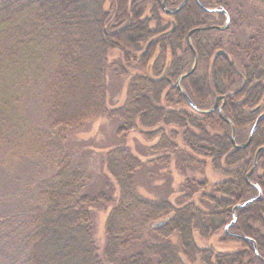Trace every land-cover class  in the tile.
I'll return each instance as SVG.
<instances>
[{"label": "trees", "instance_id": "1", "mask_svg": "<svg viewBox=\"0 0 264 264\" xmlns=\"http://www.w3.org/2000/svg\"><path fill=\"white\" fill-rule=\"evenodd\" d=\"M141 1L157 6L160 2ZM258 1L264 4V0ZM89 5L86 0H0V264H102L93 242L88 207L110 200L105 191L87 193L85 153L75 155L68 142L70 135L83 132L104 115L120 119L121 132L133 130L137 122L145 129L161 124L183 128L184 142L191 152L213 158L214 168L232 178L213 185L219 193L237 199L236 192L247 196L254 188L245 176L257 149L264 146V117L251 144L236 148L231 142V126L218 111L199 110H207L201 107L210 100L212 90L224 93L221 85L235 69L242 79L246 78L247 85L244 90L226 95L225 102L228 99L229 103H225L223 111L227 115H223L232 122L235 138L238 131L252 127L256 112L245 109L256 95L262 99L263 91L257 94L259 88L263 90L261 85H251L264 81V60L252 59L243 74L222 50L221 43L211 40V33L217 29L195 32L191 37L193 49L187 43L184 52L186 56L189 52L193 57L196 54V67L182 81L183 92L172 87L166 96L173 104L170 96L175 95L177 104L191 108L192 113L162 107L163 93L192 65L186 57L177 58L176 51L183 48L188 32L200 26L204 9L200 0H188L171 15L174 31L163 35L164 45L172 49L174 57L165 69L166 78H132L122 106L110 112L106 103L105 51L139 39L134 37L138 35L136 21L147 35V21L128 16L131 14L127 12L131 21L113 34L114 39L102 27L101 9L96 16ZM89 34L97 37L91 48L98 57L85 54ZM158 62L154 73L161 65ZM214 118L230 131L211 136L207 129ZM260 160L264 168V150L259 153L256 169ZM105 164L120 191L118 204L106 224L108 263L196 264L199 257L203 264H244L245 260L255 263L264 258V236L250 226L257 221L264 224V197L239 212L233 226L240 234L227 235V239L243 243L246 259L243 252L218 254L214 263V252L200 247L194 232L207 239L224 228L226 217L221 210L227 205L231 212L235 206L231 200H215L223 208L208 213L194 203L176 208L166 200L144 198L134 184L142 162L123 144L108 150ZM262 180L259 178L258 184L264 188ZM160 221L165 224L156 226ZM173 234L178 235L183 251L168 240ZM250 239L255 241L257 252Z\"/></svg>", "mask_w": 264, "mask_h": 264}, {"label": "rangeland", "instance_id": "2", "mask_svg": "<svg viewBox=\"0 0 264 264\" xmlns=\"http://www.w3.org/2000/svg\"><path fill=\"white\" fill-rule=\"evenodd\" d=\"M86 1L90 4L88 6L89 10L95 11L96 16H98L101 9L102 13H100L99 19L103 22L102 27L107 31V35H112L114 39L115 35L113 34L119 33V29L129 25L131 20L128 19V16H133L140 21H147V35L139 30L141 25L136 21L138 35L136 34L137 36L134 37L139 39L130 41L125 46L117 44L118 47L106 49L105 51L107 66L104 74L106 103L111 112L122 106L132 78L136 76L166 78L168 72L166 73L165 69L174 57L172 56V49L165 47L163 35L171 30L173 17L162 10L160 7L161 0H159L158 6L153 2L148 4V2L146 3L141 0H128L124 3L125 10H123L122 3L124 0ZM138 1L142 3L140 4ZM183 1L168 0L167 8L174 10ZM200 1L205 8L210 10L217 9L219 11L204 10L199 27L223 26L226 19L229 20V28L225 31L214 30L211 33V40L221 43L222 50L226 52L232 62L237 64L236 66L241 73L244 74V67L248 66L252 59L264 60L263 3H260L258 0ZM222 8L226 10L227 14L220 11ZM127 12L131 15L126 17ZM114 30L118 32L113 33ZM93 36V34H89V39L86 41L87 49L85 54L89 58L98 57V53H95L91 48V43L94 44L97 38ZM187 43L188 40L183 42V48L177 50L176 54L177 58L184 59L186 57V59H190L189 61L192 64L190 67L192 68L195 56L193 57L191 52L186 56L184 51ZM190 43H194L193 39L190 40ZM158 60V63H161V65L157 72L154 73L153 67L156 66ZM231 74L230 79L224 81L221 85L225 89L224 93L218 94L215 90H212L210 100L201 108L209 110L213 107L217 96L223 95L226 97V95L234 91L245 89L247 85L246 78L243 77L242 79L235 69ZM173 82L162 95V107L167 110L192 113L191 108L177 104L178 97L175 95L170 96L173 104L167 102V93L172 87H177L176 81L174 80ZM182 84L183 82L181 81V88H183L185 83ZM256 85H261V89H263L260 90L259 88L257 92V94H260L263 91L262 99H257L258 95H256V100L245 109L247 112L249 110L253 111L259 105V112L254 113L255 119L259 113L264 111V81H254L251 86L255 87ZM228 101L227 99L225 103L228 104ZM221 104L222 100L219 101V106ZM223 109L222 113L227 115V111H223ZM211 121L214 124L208 126L207 129L211 136H221L226 130L230 131L229 127L226 129L221 124H218L216 118ZM121 126L122 121L117 117L104 115L95 120L83 132L73 137L70 135L68 142L70 149L74 151L75 155L79 156L85 153L87 193L96 195L101 191H105L110 200H100L97 204L88 207L91 215L93 242L102 264H110L105 256L107 245L106 224L112 209L118 204L120 197L119 188L114 179L109 175L105 164L108 150L116 144H123L133 156L142 162L141 168L135 172L134 184L137 192L144 198L154 201L166 200L176 208L194 203L205 212L216 213L223 208V205L221 206L215 200H231L233 205L244 204L258 195V189L263 193L262 197H264V188L258 184L259 178H262L264 182V168L261 166L263 160L259 161V167L250 178L251 183L254 185V188L249 191L250 194L244 196L242 192H236L237 199L230 198L219 193L213 185L215 183L230 181L232 178L225 176L214 168L212 163L213 158L201 157L191 152L184 142L185 129L179 128L176 125L165 126L163 124L152 129H145L137 122L133 130L121 132ZM252 127L250 125L240 132L238 131V135L235 138L237 144L246 142ZM75 139L83 145L80 147L75 142ZM221 165L225 166L224 161L221 162ZM226 168L229 170L234 167ZM246 207L247 205L236 210L235 220L239 212ZM221 211L225 213L226 217L224 228L217 231L216 234L210 235L207 239L201 238L199 233L194 232L196 241L200 247L214 252V255L212 254L214 263L217 262L216 255L218 254L243 252V256L246 259L248 254L244 253L245 247L243 243L237 241L235 238L227 239L228 233L225 232V227L233 220L232 212L227 208V205ZM262 218L264 219V215H262ZM250 226L257 234L264 236L263 221L252 222ZM228 230L232 236L240 234L234 226H230ZM168 240H171L180 251H183L177 234H173ZM211 244H213L214 248H211ZM254 251L257 252V249ZM196 264H203L199 257ZM244 264L262 263L259 260H256L255 263H248V260H245Z\"/></svg>", "mask_w": 264, "mask_h": 264}, {"label": "water", "instance_id": "3", "mask_svg": "<svg viewBox=\"0 0 264 264\" xmlns=\"http://www.w3.org/2000/svg\"><path fill=\"white\" fill-rule=\"evenodd\" d=\"M186 1H187V0H184L183 3H182L179 7H177L176 9H174V10H170V9L167 8L168 0H163V1H162L161 8H162V10H163L166 14H168V15H175V14H177V13H178V12L184 7ZM200 6H201V8L204 9L205 11H219V10H217V9H215V10L207 9V8H205V7L202 6V5H200ZM220 11L223 12L224 14H227L225 10H220ZM173 25H174V23H173ZM174 26H175V25H174ZM228 28H229V20H228V19H226V21H225V23H224L223 26L212 25V26H205V27H196V28H193V29H191V30L188 32V34H187V40H188L189 46H190V48L193 49V46L191 45L190 40H191V37H192L193 33H195V32H198V31H205V30H212V29H217V30H220V31H225V30L228 29ZM194 54H195V53H194ZM196 64H197V57H196V54H195V60H194L193 67H192L188 72H186L185 74L181 75V76L177 79V81H176V86H177V88H178L180 91L183 92V89L181 88L180 82L183 81L185 78H187L189 75H191V74L193 73V71H194V69H195V67H196ZM220 100H222V104L219 106V101H220ZM225 101H226V97L223 96V95H219V96H217V97L215 98L214 105H213V107H212L211 109H209V110H199V112H202V113H209V112H214V111L217 110V111H218V114H219V116H220V118H222L224 121L228 122V123L230 124V126H231V142H232V144H233L236 148H246V147H248V146L251 144V141H252L253 135H254V133H255V131H256V128H257L259 122L261 121V119L264 117V112L261 113V114L259 115V117L257 118V120L255 121V124H254V126L252 127V130L250 131V134H249V137H248L247 141H246L244 144H237L236 141H235V128H234L232 122H231L228 118H226V117L223 115V113H222V109H223V107H224ZM258 110H260V106L256 107V108L253 110V112H256V111H258ZM263 150H264V146L260 147V148L256 151L255 159H254V162H253L252 168L249 170V172H248V173L246 174V176H245V181H246L248 184L252 185V186H254V185L251 183V181H250V177H251V175L253 174V172L255 171V168H256V165H257L258 154H259L261 151H263ZM255 187H256V186H255ZM256 188H257V187H256ZM261 196H262V192L258 189V195H257L255 198H253V199H251V200L245 202L244 204H237V205H235V206L233 207V209H232L233 220H232V222H231L230 224H228V225L225 227V232H227L228 234L232 235L231 233H229V230H228V229H229L230 226H233L234 223H235V212H236V210L239 209V208H241V207H244V206L250 204L251 202H253V201H255V200L260 199ZM163 224H165V221H160V222H157V223H156V226L159 227V226H161V225H163ZM252 242H254V241H252ZM254 247H255V243H254ZM211 248H214L213 244H211ZM255 248H256V247H255Z\"/></svg>", "mask_w": 264, "mask_h": 264}, {"label": "flooded vegetation", "instance_id": "4", "mask_svg": "<svg viewBox=\"0 0 264 264\" xmlns=\"http://www.w3.org/2000/svg\"><path fill=\"white\" fill-rule=\"evenodd\" d=\"M188 2V1H187ZM175 25V24H174ZM173 25V23H172V29L170 30L171 32H173L174 31V29H175V26ZM259 111H257L256 113H258ZM264 112V111H263ZM263 112H261V113H263ZM261 113H259V115L261 114ZM259 115L257 116V118L259 117ZM256 118V119H257ZM256 154V153H255ZM255 154H254V159H255ZM258 156H259V154H258ZM254 162V161H253ZM257 163H258V158H257ZM257 166V165H256ZM256 169V168H255ZM262 196H263V193H262ZM262 196H261V198H262ZM260 198V199H261ZM259 200V199H258ZM256 201V200H255ZM230 235V234H229ZM255 243V241L253 242V244ZM256 247V248H255ZM255 247H254V250L255 249H257V246H256V243H255ZM260 262L262 263V264H264V258L263 257H260Z\"/></svg>", "mask_w": 264, "mask_h": 264}]
</instances>
